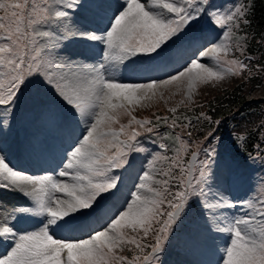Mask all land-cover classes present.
Here are the masks:
<instances>
[{"label":"snow or ice","instance_id":"snow-or-ice-1","mask_svg":"<svg viewBox=\"0 0 264 264\" xmlns=\"http://www.w3.org/2000/svg\"><path fill=\"white\" fill-rule=\"evenodd\" d=\"M86 2L103 26L73 20V10ZM247 11L245 4L214 10L212 0H0V120L8 125L25 90L35 88L36 102L70 130L55 174L16 169L0 149V188L30 202L11 212L4 209L7 215L0 216V240L14 245L0 264H162L175 230L193 211L208 231L227 234L218 264H264V200L225 197L212 171L215 132L204 133L205 143L191 140L193 120L184 116L180 123L176 115L183 99L168 109L169 126L187 129L188 139L176 135L179 147L167 168H155L157 159H169L157 154L121 206L109 207L121 195L123 176L117 172L145 150L138 141L141 130L151 133L170 119L154 114L153 125L133 115L135 107L157 98L167 103L164 91L172 87L191 104L200 85L246 74L251 78L246 37L239 34L249 23ZM205 18L221 29L223 39L209 40L197 29ZM68 43L97 47L98 59L85 63L88 57L61 55ZM181 54L179 68L163 78L128 81L121 75L138 59L162 62ZM255 71H264V65ZM48 94L51 99H45ZM122 117H128L126 124ZM195 121L219 124L204 111ZM190 149L185 162L181 153ZM240 207L246 209L242 216L223 214ZM93 216L98 226L83 219ZM21 218L34 221L32 231L18 234L15 221ZM75 231L82 234L73 236Z\"/></svg>","mask_w":264,"mask_h":264},{"label":"rangeland","instance_id":"rangeland-1","mask_svg":"<svg viewBox=\"0 0 264 264\" xmlns=\"http://www.w3.org/2000/svg\"><path fill=\"white\" fill-rule=\"evenodd\" d=\"M237 4H239L238 0H212L213 9L220 11L233 9L234 5ZM84 8L90 9V6L87 2L85 3ZM84 8L78 11L73 10V20L80 24H84V22L86 21L85 18L87 16L84 15ZM90 11L93 10L90 9ZM80 17H83V21L80 20ZM208 25V20L207 18H205L200 22L199 25H197V29L202 30L203 33L206 34V27ZM101 26H103V24ZM217 28L218 30L215 35L207 39L216 41L217 36H219L220 39L224 38L221 29L218 26ZM61 55L78 57L79 59H84V57H86L83 54L82 57L81 54L75 50V43H68L67 48H65L61 52ZM183 55L185 54H181V56H175V59H178L176 60V67L167 71H160L155 77L163 78L166 76L167 73L174 72L176 68H179L180 63H182ZM239 55L240 53H235L236 57H239ZM98 56L99 52L98 54L89 56L88 59L85 60V63H94L95 60L98 59ZM229 58H232V56L230 55ZM162 62L158 63L162 64ZM203 62L209 63L207 60ZM154 64L155 62L153 61H148L146 59H138L135 63L129 64L126 70H122L121 75L136 76L140 74L142 76L145 72L143 75L145 76L152 70L149 69L152 65L154 68ZM211 85L213 84L209 83L208 85H200L197 88V92L201 90V88H205ZM197 92L193 95V99ZM33 95H36L35 88L25 90L24 94L18 101V103L22 102V104H24V102H27V105L32 106V109L35 108L34 113L31 112V114H28L29 119L21 125L19 131L17 130V123L12 122V118L9 121L12 127L4 126L3 121L0 120V149H3L4 154H6L9 163H11L9 157L15 151L20 150L22 148L30 150L33 148L34 144H38L42 147L51 146L50 142L54 139V137H56L59 142L62 138H65L70 143V134L66 136L68 131L70 130L65 126L63 120L60 118H54L49 112H46L47 109L41 111L45 114V117H41L38 112L40 111V108L44 106L39 103H36V99L33 97ZM164 96L167 100V103H165V100H161L159 98L149 102H141L142 104L147 103L148 106L135 107L133 115H135L138 119H145V116H147L149 120L154 121V124H156L157 122L155 121V115L162 116L163 114L164 117V113H170L168 109L171 107H175L182 99L185 101V104H188V101L186 100L183 91L176 92L174 87H172L170 90L164 91ZM45 99H51V94H48ZM67 115L70 116V113H67ZM123 118L126 117H122L121 120H123ZM36 127L39 128V131L41 133L46 134V137L48 139L46 137H43L40 133L37 135L34 130V128L36 129ZM116 127H118V125ZM16 134L20 139H24L26 137L28 141L20 142L19 139L15 138ZM145 135H149V137H152L155 142L150 145H148L147 143H143L141 138ZM145 135L140 136L138 138L140 146L145 150L132 155L130 160V166H128L125 170H120L119 172H117V174L123 176V184L121 186V195L109 202V207L112 210H115L121 206V204L123 203V198L128 195L130 190H135L133 188V185L135 183H138V175L142 174V170H149L150 165L153 162L154 157L157 156V154H159V156L161 157L166 156L169 158L167 161L160 159H157L155 161V168L158 171L161 169H166L168 164L171 163V158L176 156L175 149L179 147V143L174 140V133L169 134L167 132L166 124L160 123L158 127L154 128L153 132L147 133ZM215 137L216 139H213L210 142L216 150L214 162L212 164V171L216 174L217 183L220 185L225 197L234 201H250L253 203H257L260 200H264V191H262V189H264V166L260 168L262 170V173H257L258 170L255 171L256 164L253 161L244 163L235 159V157L231 154V150L229 149V142L233 140V136H228L226 134H215ZM41 141H43L44 143H42ZM162 143L166 145V147L163 149L159 147V145ZM181 155L183 156L186 162L188 160L185 158L186 154L181 153ZM199 158L201 160L204 159V154L200 153ZM60 167H62V164L58 166L57 169L59 170ZM24 172L31 174L28 170H25ZM45 174L55 173L41 171L32 173V175ZM29 203L30 202L28 201V199L24 197L21 193L0 188V206H3L0 207V216L7 215L4 209H7L8 212H11L14 207L27 206ZM245 211L246 209L244 207H240L237 209H224L223 214L224 216L230 219L233 215L242 216ZM27 221L34 223L33 220L25 218H21L15 221V227L18 231V234H23L25 232L33 230L35 224L34 226L29 227V229L28 227H26L25 229L27 230H19L20 224ZM179 235H181L182 241H180L179 239L175 240V238ZM226 239V233L221 234L208 231L204 227L203 221L199 219V212L193 211L184 219L183 223L180 224V226L175 230V234L172 236L170 243L162 257V263L218 264L219 256L221 255L218 249L224 247ZM12 246H14L13 243H11V245L6 249V252L2 254L0 258H3V256L6 255L8 251H10V248Z\"/></svg>","mask_w":264,"mask_h":264},{"label":"trees","instance_id":"trees-1","mask_svg":"<svg viewBox=\"0 0 264 264\" xmlns=\"http://www.w3.org/2000/svg\"><path fill=\"white\" fill-rule=\"evenodd\" d=\"M239 4H245L248 9L249 23L239 34L246 37L244 55L251 57V78L247 74L243 78L227 77L215 85L201 88L191 104L181 105L176 115L181 117L180 123L184 122V116L193 120L192 141L205 143L204 133L210 130L215 134L227 132L233 136V149L237 154L261 162L264 160V71H255V68L264 65V0H239ZM201 111L219 124L196 122L195 117ZM164 114L170 118L166 124L167 132L188 139L187 129L170 127L172 114ZM192 150L185 155L186 159Z\"/></svg>","mask_w":264,"mask_h":264},{"label":"bare ground","instance_id":"bare-ground-1","mask_svg":"<svg viewBox=\"0 0 264 264\" xmlns=\"http://www.w3.org/2000/svg\"><path fill=\"white\" fill-rule=\"evenodd\" d=\"M47 154H48V156L51 157V155L53 154V152H52V153L47 152ZM90 221H93V219H89V220H87V223H88L89 225H90Z\"/></svg>","mask_w":264,"mask_h":264}]
</instances>
